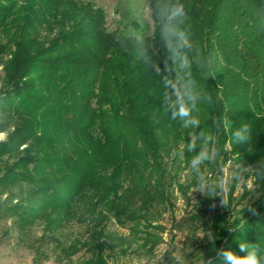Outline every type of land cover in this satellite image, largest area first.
<instances>
[{
  "label": "trees",
  "instance_id": "trees-1",
  "mask_svg": "<svg viewBox=\"0 0 264 264\" xmlns=\"http://www.w3.org/2000/svg\"><path fill=\"white\" fill-rule=\"evenodd\" d=\"M25 1L34 0H0V34H6L0 36V61L11 55L0 79V133H7L6 141L0 142V221H11L20 236L44 226L40 241L51 242L56 237L53 227L62 220L50 217L62 210L71 217L85 185L101 167H112L114 159L127 165L155 155V127L139 114L146 107L162 108L161 77L153 64L163 71L168 53L156 10L158 2L170 0H152L156 32L151 40L109 32L102 13L88 4L70 14L62 9L76 0H41L39 7L28 10L23 8ZM180 3L193 43L192 49L181 50L191 62V76L189 70L181 75L196 80L202 99L193 115L202 129L209 127L216 134L219 154L208 163L215 176L232 154L253 150L260 151L253 162L264 158V0ZM44 21L52 24L49 32L58 29L47 48L30 33L33 24ZM17 22L19 29L11 34ZM243 123L250 125L252 140L237 145L232 132ZM125 143L134 150L122 156ZM140 143L152 147L139 152L134 147ZM64 175L77 180L55 178ZM109 184V192L117 188ZM213 189L200 198L192 216L194 223L210 228L203 264H223L217 255L222 248L243 255L240 241L259 242L264 248V194L228 214L219 207ZM106 200L103 197L101 204ZM90 211L95 216L98 209ZM207 214L212 216L206 218Z\"/></svg>",
  "mask_w": 264,
  "mask_h": 264
},
{
  "label": "rangeland",
  "instance_id": "rangeland-1",
  "mask_svg": "<svg viewBox=\"0 0 264 264\" xmlns=\"http://www.w3.org/2000/svg\"><path fill=\"white\" fill-rule=\"evenodd\" d=\"M40 2L43 1L34 0L32 4L25 1L23 8L39 7ZM87 4L102 13L109 32L118 31L139 40H151L156 32L152 0H76L62 9L70 14L74 8ZM19 23L12 26L11 34L19 29ZM51 28L52 24L44 21L40 25L33 24L30 33L47 48L58 31L55 28L51 33ZM0 36H6L5 31ZM12 48L15 49L14 45ZM10 58L9 54L0 61V79L5 75L4 66ZM139 115L155 127V155L146 154L136 163L127 165H118L114 159L110 161L112 167H101L102 171L91 176L85 185L83 195L70 211L71 217L66 216L64 210L50 217L62 220L53 227L54 241H40L44 226L20 236L11 221H0V264H203L211 240L210 228L203 222L194 223L192 216L197 214L200 198L208 190L194 191L197 174L189 169L190 159L199 152L201 140L189 137L192 130L181 129L162 108L146 107ZM201 126L194 131H210L209 127L202 129ZM190 138L197 142L194 152L187 151ZM6 139L7 133H0V142ZM140 144L141 147H134L139 152L152 147ZM226 149L231 151L232 147L227 144ZM133 150L125 143L122 156ZM259 152L232 154L215 176L211 175L208 163L201 166L206 182L216 190L212 195L228 214L264 194V158L253 162ZM113 155H116L115 150ZM158 164L160 169L155 166ZM104 165L109 163L105 161ZM76 177L55 176L60 180H77ZM110 182L117 186L112 192L108 191ZM103 197L107 198L105 205L100 202ZM221 200L226 202L224 206ZM92 207L98 209L95 216L90 214ZM211 216L205 215L206 218Z\"/></svg>",
  "mask_w": 264,
  "mask_h": 264
},
{
  "label": "clouds",
  "instance_id": "clouds-1",
  "mask_svg": "<svg viewBox=\"0 0 264 264\" xmlns=\"http://www.w3.org/2000/svg\"><path fill=\"white\" fill-rule=\"evenodd\" d=\"M156 18L160 23V35L168 53L162 62L164 65L163 71L159 64H153L155 73L161 77V107L166 115H170L171 120L180 125L181 129L192 130L189 131V137L196 136L197 139L201 140L200 150L191 157L189 169L197 174L195 177L197 185L194 191L203 193L210 188V185L201 172V166L205 163H213L219 151L214 146L213 142L216 136L211 131L200 130L199 133L194 131L200 127V121L193 113L198 109L202 93L198 89L194 78H185L181 75L184 70H189L187 75L188 77L191 76L189 57L181 52L182 49L193 48L190 34L184 27L187 21V13L180 0H170V2L164 4L157 3ZM168 60H171V66H169ZM173 72L175 75L172 74ZM225 123L227 122L225 121ZM213 125H216L215 119ZM231 140L237 145L249 144L252 140L250 125L243 123L235 128ZM196 148V139L190 138L187 143V151L194 152ZM180 155L183 156V151ZM220 203L224 206L226 202L221 200ZM248 211L253 215H259L255 208H249ZM239 252L243 255L237 254L230 248H222L218 250L217 255L223 264H264V255H261L264 248L261 247L259 242L240 241Z\"/></svg>",
  "mask_w": 264,
  "mask_h": 264
}]
</instances>
